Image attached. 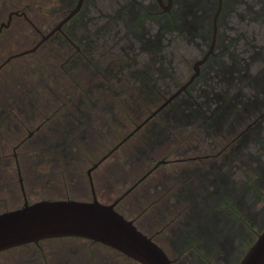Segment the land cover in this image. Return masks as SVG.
Returning <instances> with one entry per match:
<instances>
[{
    "label": "rangeland",
    "instance_id": "obj_1",
    "mask_svg": "<svg viewBox=\"0 0 264 264\" xmlns=\"http://www.w3.org/2000/svg\"><path fill=\"white\" fill-rule=\"evenodd\" d=\"M254 1L257 15L246 16V21L252 24L250 34L260 32L256 35L259 39L264 36V13L257 3L260 0ZM62 5V0H0V25L7 22L10 13L18 11L47 34L72 9ZM99 9L93 8L92 16L105 10L112 17L111 26L120 22L122 32L142 34L149 30L151 35L155 32L168 51L165 40L168 32L163 36L160 31L169 30V23L164 24L165 17L153 15V9L138 5L133 8L105 5ZM75 21L65 30L79 46L81 39L96 29ZM259 22L257 29L255 25ZM33 25L23 17H13L10 27L0 33V65L10 56L32 49L41 40ZM74 26L77 28L72 30ZM242 35L246 37L248 33ZM101 36L97 32L94 39L98 41ZM240 42V47H244L242 37ZM145 43L143 36L136 49L134 45L126 51L127 92L116 94L113 89L108 97L110 110L102 109L104 103L96 106L88 99L90 83L101 79L95 75L103 66L97 63L88 67L80 60L67 65V58L74 51L68 49L70 45H61L57 35L37 52L15 58L0 71V213L24 204L13 152L24 139L26 142L17 155L30 203L92 200L87 171L192 74L190 57L169 56L174 58L175 68L167 72L160 63L165 60L151 50L150 54L145 51L142 48ZM158 67L160 78L155 81L161 90H166V96L153 101L152 90L141 79L151 77L150 70ZM263 67L264 61L257 62L258 70ZM72 79L79 82L78 86ZM195 88L191 87L189 92L196 104L191 98L174 100L92 172L95 191L101 203L111 204L158 162L170 161L136 186L118 204L117 211L135 220L136 227L145 234L156 235L173 264H239L264 230V121L252 128L237 146L234 140L245 129L242 126L236 133L233 130L236 121L241 120L239 116L235 112L217 118L221 105L212 117L206 112V120L200 121L196 107L205 105ZM216 106L217 103H211L209 107L215 110ZM259 115L255 113L251 121ZM42 122L43 127L28 139L29 132ZM226 144L230 146L222 156L205 158L215 155ZM195 157L204 158L197 163L192 159ZM42 249L49 264H139L102 244L77 237L49 239L41 242L38 249L29 245L2 253L0 264H30L31 260L40 264Z\"/></svg>",
    "mask_w": 264,
    "mask_h": 264
},
{
    "label": "flooded vegetation",
    "instance_id": "obj_2",
    "mask_svg": "<svg viewBox=\"0 0 264 264\" xmlns=\"http://www.w3.org/2000/svg\"><path fill=\"white\" fill-rule=\"evenodd\" d=\"M79 1L80 0H62L63 7L72 8L67 12L65 17L78 5ZM255 3L256 1L254 0H83L81 9L78 13L75 14L66 24H64L60 31L55 32L47 40H43V37L49 34L58 24L49 33L43 34L30 22L27 16L22 17L33 25L37 33L40 35L41 40L35 45L37 46L39 44V47L35 50V52L57 35L61 40V45H70V48L68 49H72L74 51L67 58V65L71 63L70 61L74 62L76 60H80L82 62H86L88 67L95 66L97 63L103 66L102 70H99L95 75L97 78L101 79L90 83L89 91L91 97L88 98L90 102L88 100L87 101L89 103L96 104V106L104 103L105 106L102 109L110 110L111 108L107 107L108 104H110L108 97L112 95L113 89H115L114 92L116 94H123L127 92L125 86L128 83L127 80L125 82L124 80L126 79L127 74L128 55L124 49L127 48L129 39L135 34L133 32H122V26H120L121 24H119L120 22L118 21H116V26H113V28L111 26V22L113 21L111 20L112 17L108 16L107 11L102 10L99 15L93 16L91 12L93 11V8L98 7L101 9L102 6L105 5H108L110 8L117 6L123 8H133V6L138 5L146 9H153V15H156V17H165L163 18V21L165 22L164 24H167V21L169 23V49L167 52H164V55L174 57L176 54H185L187 57H190L188 59L191 64L192 74L188 81L191 80L196 72V64L200 61H204L198 66V75L190 86L174 100L179 98H191L193 103L196 104L197 101L189 92V89L195 86L196 88L194 90L201 93L200 99H202V103L205 105V107H201L202 111L199 113L202 117H205L206 112H209L212 117L215 111L220 109L221 105L222 107L219 112L221 114L217 116V118H225L227 114H233L236 112L235 116H239L241 124L239 123L240 121H236L238 124L236 128H233V130L236 133L237 130L242 129V126L245 127V129L240 130L241 132L234 140L235 143H238L237 146H240L247 133L251 131L252 128L261 126L264 121V67L259 70L257 69V62L264 61V54H262L264 53V36L262 35V37L260 36V38L257 39L256 35H259L260 32L250 34L252 28L250 26L252 24L247 23L246 21V16H250L251 14L257 15V11L254 10ZM257 3L262 5L263 11L260 12L264 13V0H260ZM131 18L135 19L134 16H131ZM72 20H76V23H86L96 29V32H93V34L90 32L87 37H83L79 46L72 41L70 34L65 30ZM257 24L258 26L255 25V28L259 29L260 22ZM75 28L77 27L74 26L71 29L74 30ZM115 28L118 30L114 31ZM245 28H247L245 32L248 33V36L246 37L242 35L245 33L243 31ZM97 32H99V35H102L99 37L98 41L94 39V35H97ZM234 32H236L235 36L232 35ZM147 33L151 35L149 30ZM241 37L245 42L244 47L242 48L240 47V45H242L240 42ZM152 38L154 40L152 53L159 55L160 37L154 32L152 33ZM100 39H102V41ZM233 45L234 48L231 49L230 47ZM33 53L27 55H31ZM226 55H230L232 58L226 59ZM236 55H238L237 59ZM13 56L14 55L9 58ZM242 56L246 58L248 57L249 60L242 58ZM173 57L172 59L174 60ZM8 59H6V61ZM14 59L15 58H12L8 62L4 61L0 65V71H2ZM157 62V64H159V58ZM171 68H175V65H172ZM154 69H156V75L154 74ZM154 69L152 68V70H150V72H153L151 77L148 78L147 76H144L145 78L141 79L147 84V88L152 90L154 94L153 101L155 99H160L161 96V87L158 85L159 83L157 84L155 81L156 77L159 81L160 68L158 67ZM148 75L150 76V74ZM214 76L218 78L216 81L212 80ZM72 83L78 86L79 82L72 79ZM203 86L205 87L204 89ZM174 93H172L168 98H170ZM167 99L164 100L166 101ZM211 103H217L215 110L209 107ZM257 112L260 113V115L251 121V119L254 118H252V116H254ZM243 114H245L244 117L242 116ZM41 127H43V122L40 123L33 131H30L27 138L29 139L33 136L34 133L41 129ZM25 142L26 139L22 140L13 149L17 169L19 165L17 151L24 145ZM229 146V144H226L218 153L215 155H206L205 158L210 156H222ZM200 158L204 157H195L192 159L195 162H201L202 159ZM166 162L170 163V161ZM209 169L213 168L211 167ZM209 169L207 170L208 172ZM22 182L24 185L23 178ZM132 221L136 224L135 220ZM146 235L152 238V240L159 245L156 240V235ZM40 243L29 245H34L38 249V247H40ZM25 246L1 252L0 255ZM41 253L44 255L45 252L43 249L41 250ZM40 260V264H49V258L46 255L41 257ZM29 263L33 264L34 262L31 260Z\"/></svg>",
    "mask_w": 264,
    "mask_h": 264
},
{
    "label": "water",
    "instance_id": "obj_3",
    "mask_svg": "<svg viewBox=\"0 0 264 264\" xmlns=\"http://www.w3.org/2000/svg\"><path fill=\"white\" fill-rule=\"evenodd\" d=\"M82 2L83 0H80L78 5L70 11L60 23H58L49 34L43 37V40H47L55 32L60 31L62 26L78 13L81 9ZM15 16L22 17L26 16V14L18 11L10 13L7 22L0 25V33L3 29L10 26ZM38 47L39 44L28 51L14 55L6 62L12 58L33 53ZM203 62L204 61H200L196 64V72L190 81L182 85L176 93L154 110L142 123L137 125L127 137L87 171L92 192V200H41L30 203L26 197L18 165V175L24 195V204L20 208L0 213V253L29 244H38L49 239L77 237L102 244L139 264H173L166 252L154 242L152 238L140 231L132 220L124 217L116 209L117 205L128 196L136 186L145 180L160 165L166 164L167 162L165 160L158 162L135 185L111 204H103L98 200L92 172L140 131L148 122L156 117L177 96L186 91L198 75V66ZM239 264H264V230L258 235L256 241L249 248Z\"/></svg>",
    "mask_w": 264,
    "mask_h": 264
},
{
    "label": "trees",
    "instance_id": "obj_4",
    "mask_svg": "<svg viewBox=\"0 0 264 264\" xmlns=\"http://www.w3.org/2000/svg\"><path fill=\"white\" fill-rule=\"evenodd\" d=\"M166 32H168V30H163V28L161 29V31H160V33H161V35L163 34V36H166ZM135 34V33H134ZM143 36L144 37H146V43H145V46L143 47L142 46V48H144L145 49V51H150L151 50V52H152V49H153V47H154V40H153V38H152V35H149L148 33H146V32H144V33H142V34H140V33H136L135 35H133L132 36V38H130L129 39V41H128V46H127V48H125L124 49V51L126 52L127 50H128V48L130 47V49H133V46L135 45V49H136V46H137V44L138 43H140V41L143 39ZM163 36H161L162 38H163ZM160 37V36H159ZM159 40H161V38L159 39ZM165 40L167 41V46H168V48H169V44H168V35H167V37L165 38ZM149 41H151V44L150 43H148ZM151 46V47H150ZM150 47V48H149ZM159 48H160V52H159V56L162 58V59H164L165 61H161L160 63H161V65L162 66H164V67H162V69L163 70H165V71H167V72H171V70H172V68H171V66L172 65H175L174 64V62H173V59L171 58V57H169V56H165L164 55V52H165V49H166V45H163L162 44V46H161V41H160V44H159ZM149 53V52H148ZM147 53V54H148ZM126 54H127V52H126ZM150 54V53H149ZM164 64V65H163ZM166 91V90H165ZM164 90H161V96H160V98L161 99H163V98H165V96H166V92H165ZM174 93V92H173ZM217 107V106H216ZM196 109H197V113H200L202 110H201V107L200 106H197L196 107ZM178 112V111H177ZM176 112V113H177ZM175 113V114H176ZM186 114V113H185ZM177 115H180V113L178 112L177 113ZM191 115V114H190ZM189 115V116H190ZM199 120L200 121H203L204 119L206 120V118L205 117H202L200 114H199ZM156 118V117H155ZM153 120V119H152ZM217 121V120H216ZM202 123V122H201ZM123 215V214H122Z\"/></svg>",
    "mask_w": 264,
    "mask_h": 264
}]
</instances>
